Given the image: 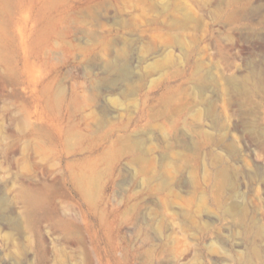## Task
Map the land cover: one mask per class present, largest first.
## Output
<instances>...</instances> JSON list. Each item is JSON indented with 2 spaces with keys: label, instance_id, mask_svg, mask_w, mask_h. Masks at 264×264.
<instances>
[{
  "label": "rangeland",
  "instance_id": "obj_1",
  "mask_svg": "<svg viewBox=\"0 0 264 264\" xmlns=\"http://www.w3.org/2000/svg\"><path fill=\"white\" fill-rule=\"evenodd\" d=\"M252 263L264 0H0V264Z\"/></svg>",
  "mask_w": 264,
  "mask_h": 264
},
{
  "label": "bare ground",
  "instance_id": "obj_2",
  "mask_svg": "<svg viewBox=\"0 0 264 264\" xmlns=\"http://www.w3.org/2000/svg\"><path fill=\"white\" fill-rule=\"evenodd\" d=\"M24 197H25L29 207L33 208L37 204V196L35 194H30L29 192L28 193L25 192Z\"/></svg>",
  "mask_w": 264,
  "mask_h": 264
}]
</instances>
